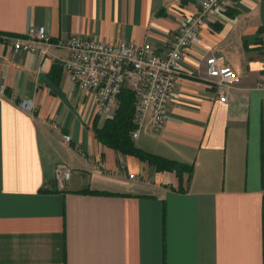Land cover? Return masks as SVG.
<instances>
[{"label":"crops","instance_id":"obj_1","mask_svg":"<svg viewBox=\"0 0 264 264\" xmlns=\"http://www.w3.org/2000/svg\"><path fill=\"white\" fill-rule=\"evenodd\" d=\"M201 1L0 0V33L44 26L52 43L44 57L0 45V264H264V0H228L208 21L164 126L147 114L134 139L192 167L181 176L97 140L106 119L56 45L81 35L165 54ZM210 56L238 75L226 102L207 79ZM58 162L72 168L64 189Z\"/></svg>","mask_w":264,"mask_h":264},{"label":"built area","instance_id":"obj_2","mask_svg":"<svg viewBox=\"0 0 264 264\" xmlns=\"http://www.w3.org/2000/svg\"><path fill=\"white\" fill-rule=\"evenodd\" d=\"M228 0H202L197 12L182 21L179 32L173 37L165 54H159L150 43L119 41L108 43L75 35L56 45L65 48L69 57L63 62L71 82L89 91L102 118L113 117L119 107V94L127 87L135 93L137 113L135 121L139 135L147 114L154 128H162L168 107L180 75L179 66L185 53L198 42L204 26L216 18ZM0 45L21 53L40 57L48 54L52 45L48 30L31 28L25 37L0 33ZM206 76L216 88L220 102H226L223 90L232 89L238 82L236 71L225 64L223 56H210L206 60ZM20 109L32 112L34 105L22 101ZM69 143L71 136H64ZM72 177V168L66 162H58L53 179L59 189H64Z\"/></svg>","mask_w":264,"mask_h":264},{"label":"trees","instance_id":"obj_3","mask_svg":"<svg viewBox=\"0 0 264 264\" xmlns=\"http://www.w3.org/2000/svg\"><path fill=\"white\" fill-rule=\"evenodd\" d=\"M119 100L115 115L107 118L101 128L95 126L97 140L122 155L137 157L140 161L153 166L157 172H173L178 176L191 173V166L148 153L136 146L132 136L139 128L135 121L137 113L135 93L124 87L120 91Z\"/></svg>","mask_w":264,"mask_h":264}]
</instances>
